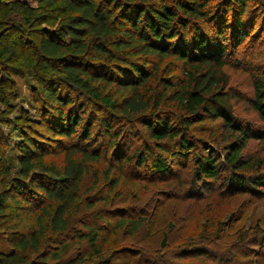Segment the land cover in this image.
Masks as SVG:
<instances>
[{"label": "trees", "instance_id": "16d2710c", "mask_svg": "<svg viewBox=\"0 0 264 264\" xmlns=\"http://www.w3.org/2000/svg\"><path fill=\"white\" fill-rule=\"evenodd\" d=\"M31 1L38 7L0 0V64L13 54L11 43L33 50L38 123L63 159L61 166L46 161L45 143L22 133L19 177L1 182L0 222L14 206L42 209H31L36 220L27 233H10L0 264H83L101 255L99 228L74 229L70 220L79 208L78 183L90 162L105 158L104 150L159 178L191 158L196 181L221 180L229 193L264 183L261 159L243 153L252 139L264 143V67L250 73L258 124L235 115L225 71L264 29V0ZM44 9L63 20L45 25ZM26 26L34 37L29 42ZM5 93L0 88L2 102ZM206 121L221 136L217 141L216 130L208 133L214 146L191 133ZM110 170L106 177L115 187ZM70 230L85 244L83 255L63 257L75 242L66 239ZM52 236L64 237L53 246Z\"/></svg>", "mask_w": 264, "mask_h": 264}, {"label": "rangeland", "instance_id": "374dc122", "mask_svg": "<svg viewBox=\"0 0 264 264\" xmlns=\"http://www.w3.org/2000/svg\"><path fill=\"white\" fill-rule=\"evenodd\" d=\"M28 4L39 5L31 0ZM43 13L39 20H47L45 25H55L64 18L54 10ZM26 31L28 42L34 40L27 26ZM249 43L252 46L241 47L234 65L226 66L225 71L235 115L241 121L258 124L251 104L250 73H259L264 67V29ZM10 45L13 54L0 64V88L6 91L4 101H0V188L3 179L19 177L18 147L24 131L45 143L50 151L46 161L61 166L63 159L53 138L38 123L35 82L30 75L33 50L24 53L19 46ZM14 67L19 74L13 72ZM215 130L217 134V124L206 121L194 125L191 133L197 141L214 146L216 142L208 133ZM140 139H147V135L142 133ZM216 140L221 141L219 134ZM104 153L105 158L89 163L78 183L79 208L70 220L74 229L84 231V224L99 228L102 253L83 264H264V183L254 190L229 193L221 180L196 181L191 158L174 164L170 176L159 178L131 164L116 162L110 151ZM243 153L259 157V172L264 173L263 142L250 140ZM109 165L110 176L118 180L115 187L106 177ZM89 201L94 205L88 206ZM46 203L52 205L51 201ZM33 204L14 206L13 215L0 222V251L9 249L11 232L27 233L34 226L31 209L39 213L42 208ZM73 233L70 230L66 239L75 241ZM164 235L165 243H161ZM62 237L52 236L49 243L56 246ZM84 248V243L75 241L63 257L78 250L83 255Z\"/></svg>", "mask_w": 264, "mask_h": 264}]
</instances>
